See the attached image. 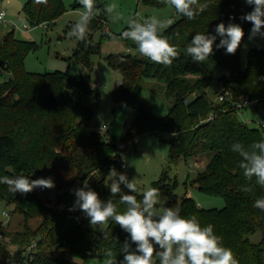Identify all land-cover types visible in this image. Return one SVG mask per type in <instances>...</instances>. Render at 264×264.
<instances>
[{
    "label": "trees",
    "instance_id": "trees-1",
    "mask_svg": "<svg viewBox=\"0 0 264 264\" xmlns=\"http://www.w3.org/2000/svg\"><path fill=\"white\" fill-rule=\"evenodd\" d=\"M141 2L153 7L171 6L163 0ZM199 2L207 3L208 7L194 20H188L171 6L177 18L164 35L177 48L179 56L170 66L131 53L108 55L111 67L121 76L113 98L131 104L136 111L120 139L135 144L144 134L165 135L174 163L206 155L207 164L197 172L193 183L208 195L222 197L225 205L206 209L192 197L183 195L177 206L181 216H195L202 226L213 225L224 246L232 250L237 264H264V211L253 206L255 200L264 198V187L256 184L255 178L248 181L243 176L240 158L231 151L236 142L247 146L264 139L260 123L259 127H251L240 118L239 110L247 106L236 105L243 97L257 99L254 108H264V49L250 50L246 66H242L241 47L252 24L241 17L252 11L251 6L242 0ZM79 6V0H75L74 8ZM65 11L64 0H47L46 4L27 0L23 7L26 19L33 25L53 24ZM106 21L104 14H96L88 25L85 41L72 37L76 45L70 60L91 70L92 57L101 53L93 32L100 30L108 35L104 30ZM221 22L226 26L239 24L244 30L235 55L215 47L220 41L217 36L208 60L193 61L186 52L188 43L196 33L216 35L215 27ZM73 25L68 23L65 32ZM35 47L34 42L18 38L14 30L0 42V177L20 174L29 179L51 177L56 183L55 202L64 206L58 209L34 191L21 196L0 184V201L13 204V211L23 217L22 229L14 232L0 222V264H75L68 254L79 259L104 258L107 248L122 260L120 248L128 234L119 225L110 220L104 230L105 239L82 211H69L74 205V195L69 191L72 186H83L87 180L89 187L106 201L110 197L106 177L110 169L119 172L122 168L117 138L91 128L99 108V91L84 75L61 70L43 73L27 70L26 56ZM145 81L151 85L150 92L171 103L165 116H157L141 97ZM209 88L216 99L209 96ZM219 95H225V100L218 101ZM210 114L213 118L208 120ZM154 187L171 196L176 182L165 170ZM141 194L134 193L138 199ZM116 199L122 212L125 205L118 203L119 196ZM173 205L174 200L170 199L168 207ZM33 218H40L37 226H32ZM258 230L262 238L253 242L250 235ZM33 242L36 246L28 252Z\"/></svg>",
    "mask_w": 264,
    "mask_h": 264
},
{
    "label": "clouds",
    "instance_id": "clouds-1",
    "mask_svg": "<svg viewBox=\"0 0 264 264\" xmlns=\"http://www.w3.org/2000/svg\"><path fill=\"white\" fill-rule=\"evenodd\" d=\"M174 7L175 11L194 20L204 12L208 5L199 0H163ZM36 4H46L47 0H34ZM83 11L74 23L68 36L78 41H85L88 25L97 14L95 0H79ZM252 7V11L244 14L241 19L252 24L249 39L260 35L264 37V0H244ZM104 11L108 18L117 21L123 17L116 11L114 4L105 6ZM4 14L0 13V19ZM231 19V18H230ZM173 18L160 19L157 16L129 17L124 20L127 30L121 33L120 38L130 40L137 46L141 56L155 64L170 66L178 58L177 48L164 35L167 28L174 24ZM216 35L196 33L188 43L186 52L195 62L203 63L213 54L217 36L220 37L217 49H225L226 54L235 55L244 38L243 28L236 23L221 22L215 27ZM112 37V33H108ZM176 133H173L175 135ZM231 151L239 156V168L243 176L251 181L255 178L256 184L264 187V139L245 145L241 142L232 144ZM110 183L106 186L110 190V197L101 200L99 194L91 189L88 181L83 187L74 190L76 197L74 205L69 211L79 209L91 226H98L107 239L104 228L109 221L128 234V238L121 244L120 253L123 259L118 260L116 253L107 248L103 252L102 264H237L233 252L225 247L222 237L214 232L211 224L202 226L199 220L192 216H181L178 208L159 206L162 204L160 190L148 187L143 190L141 199L137 198L139 191L135 178L129 180L126 173L110 169ZM0 184L7 185L13 193L27 195L35 189H52L55 187L51 177L29 179L20 175L0 177ZM123 185V189L122 186ZM127 189V192L124 191ZM245 191L248 189L245 188ZM118 203L125 205L121 212ZM254 207L264 211V198L255 200ZM133 245L135 247H133Z\"/></svg>",
    "mask_w": 264,
    "mask_h": 264
},
{
    "label": "rangeland",
    "instance_id": "rangeland-1",
    "mask_svg": "<svg viewBox=\"0 0 264 264\" xmlns=\"http://www.w3.org/2000/svg\"><path fill=\"white\" fill-rule=\"evenodd\" d=\"M26 1L0 0V10L4 9L6 11V19L0 24V42L5 34L13 30L18 38L34 42L36 47L28 53L25 59L26 69L29 71L43 73L61 70L68 71L73 75H84L86 78L90 75L92 84L95 82L100 83L98 87L95 86L100 94L99 108L92 119L91 128L102 133L108 132L117 139L122 138L136 111L131 104L114 100L113 91L120 84L121 76L113 70L107 57L115 53H131L141 56L134 42L120 38L121 33L127 30V25L124 23L127 18L154 15L160 19L173 18L175 21L177 14L171 6H146L142 4L141 0H98L95 2L97 14H104L107 17L106 23L104 22V30L112 33V37L103 34L100 30L93 32L94 39L100 44L101 53L92 57L93 66L89 70L82 63L69 59L76 41L65 32L68 23H75L79 19L80 13L84 10L82 5L74 8L75 0H64L66 11L55 23L33 25L28 22L23 12ZM242 1L244 3V0ZM108 4H114L116 11L123 19L119 21L110 20L104 11L105 6ZM99 7L100 9H98ZM250 30L247 31L241 47L240 57L243 67L246 66L250 50L255 48L264 49V37L257 35L250 40ZM143 85L144 89L141 91V97L153 107L157 116H165L171 103L150 92L149 87L151 85L148 81H145ZM208 93L212 99H216L217 96L212 95V88L208 89ZM254 107L255 105L241 108L239 116L249 126L259 127V122L264 117V108ZM103 125H106L107 129H104ZM169 153L170 144L167 142L165 135L144 134L139 137L137 143L128 144L127 149L122 154V164L125 167H122L119 172L126 173L129 180L135 178L139 191L143 192L148 187H154V182L160 179L165 170H168L169 176L176 182V187L174 194L171 196L160 193L162 204L158 207H168V201L173 199L174 205L172 208H177L183 195L192 197L199 206L206 209L222 208L225 205L222 197L208 195L193 183L197 172L207 164L206 155L190 161L180 159L174 163L170 160ZM110 179L109 176L106 177L107 184L110 183ZM54 184L55 187L52 189L37 188L34 190L50 206L57 205L55 202L56 183L54 182ZM76 187L83 186L76 185ZM121 187L123 189V185ZM124 191L127 192V189H124ZM20 195L24 196L23 194ZM13 208V204L8 205L6 202L0 201V222L7 225L8 230L12 232L21 230L23 227L22 215L14 212ZM39 223L40 218L31 220L32 226H37ZM94 227L100 231L98 226ZM261 238L262 232L260 230L250 235L253 242H258ZM67 257L76 261L75 264H102L104 259H79L70 254Z\"/></svg>",
    "mask_w": 264,
    "mask_h": 264
},
{
    "label": "built area",
    "instance_id": "built-area-1",
    "mask_svg": "<svg viewBox=\"0 0 264 264\" xmlns=\"http://www.w3.org/2000/svg\"><path fill=\"white\" fill-rule=\"evenodd\" d=\"M0 13H3V14H4L3 19H0V24H1V23H3V22L5 21V19H6V11H5L4 9H2V10H0ZM14 26H16V25H14ZM95 86L98 87L99 84L95 83ZM225 97H226L225 95H219L218 98H217V100H218V101H224V100H225ZM186 102H187V100H186ZM257 102H258L257 99H249V98H243V97H241L238 101H236V105H237L238 107L252 106V105L257 104ZM212 118H213V114H210L209 117H208V120H211ZM259 123H260V125H261L262 127H264V117H263L262 121H260ZM103 128H104V129H107V126H106V125H103ZM108 136H109V135H108ZM109 138H110V136H109ZM138 140H139V139H136V142H137ZM115 142H116V145H117V147H118V151H117V153H118V155L121 157L122 154H123V152L127 149L128 144H126V143H125L124 141H122L121 139H116ZM122 167H125V165L122 164ZM77 188H80V187L72 186V187L70 188V190H69L70 193L74 195V190L77 189ZM75 199H76V197H75V195H74L73 203L75 202ZM63 206H64L63 204H59V205L56 206V208H58V209H62ZM35 246H36V243L33 242V243L27 248L28 252L31 251L33 248H35Z\"/></svg>",
    "mask_w": 264,
    "mask_h": 264
},
{
    "label": "water",
    "instance_id": "water-1",
    "mask_svg": "<svg viewBox=\"0 0 264 264\" xmlns=\"http://www.w3.org/2000/svg\"><path fill=\"white\" fill-rule=\"evenodd\" d=\"M87 79H91V76L89 75V76L87 77Z\"/></svg>",
    "mask_w": 264,
    "mask_h": 264
},
{
    "label": "crops",
    "instance_id": "crops-1",
    "mask_svg": "<svg viewBox=\"0 0 264 264\" xmlns=\"http://www.w3.org/2000/svg\"><path fill=\"white\" fill-rule=\"evenodd\" d=\"M95 83L100 84V83H98V82H95ZM95 83H94V84H95ZM92 129H93V128H92Z\"/></svg>",
    "mask_w": 264,
    "mask_h": 264
}]
</instances>
